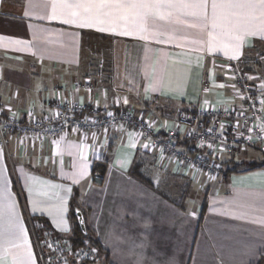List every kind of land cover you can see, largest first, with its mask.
<instances>
[{
	"label": "crops",
	"instance_id": "1",
	"mask_svg": "<svg viewBox=\"0 0 264 264\" xmlns=\"http://www.w3.org/2000/svg\"><path fill=\"white\" fill-rule=\"evenodd\" d=\"M83 2L105 13L87 27L80 26L89 11ZM224 3L6 0L3 116H52L58 102L130 109L156 135L177 131L189 147L180 112L241 107L231 67L249 68L264 49V10ZM261 70L263 79L252 74L264 92ZM2 152L0 264H30L29 257L41 264L28 218L67 237L73 206L84 211L109 264H264V168L224 176L237 164H264L256 148L222 154L219 177L188 168L129 129L70 130L53 140L11 136ZM100 162L108 167L96 184L92 169Z\"/></svg>",
	"mask_w": 264,
	"mask_h": 264
},
{
	"label": "built area",
	"instance_id": "2",
	"mask_svg": "<svg viewBox=\"0 0 264 264\" xmlns=\"http://www.w3.org/2000/svg\"><path fill=\"white\" fill-rule=\"evenodd\" d=\"M231 75L242 106L217 111L197 109L196 114H180V124L188 130L189 147L182 145L177 131L156 135L151 122L130 109L87 108L77 102H58L53 106L52 116L26 121L14 116L5 118L0 104V149L7 150L11 136L53 140L63 137L70 130H79L89 136L129 129L151 147L188 168L210 177H219L224 171L220 163L222 154L250 147L264 154V104L261 103L264 96L255 86L254 75L247 69L235 63L231 67ZM28 225L41 264H73L72 261L79 257V264L94 263L93 249L96 251L97 248L89 243L75 248L64 237L55 238L52 234L47 239L41 238L39 235L44 230V224L28 218Z\"/></svg>",
	"mask_w": 264,
	"mask_h": 264
},
{
	"label": "trees",
	"instance_id": "3",
	"mask_svg": "<svg viewBox=\"0 0 264 264\" xmlns=\"http://www.w3.org/2000/svg\"><path fill=\"white\" fill-rule=\"evenodd\" d=\"M185 111H188V113H191V114H196V109H189V110H185ZM184 145L188 146L186 144V142L184 143ZM107 167H108V165L106 162L96 163L93 166L92 177H93V181L96 184H101L103 182V179H104L106 172H107ZM263 168H264V164L260 165L258 163L237 164L234 166V168L232 170H226L224 172V176L226 178H228V176L232 173L249 172V171H255V170H259V169H263ZM75 208L76 207L73 206V210L71 211V219L73 221V227H72L71 233L67 237L72 242V244L75 246V248L81 247L83 245V241L87 240V241H89V243L91 242L92 246L97 248L100 251V253L106 255L105 251L103 250V248L100 245V242L96 239L93 231L88 227L87 223H86V228H87V235L86 236L82 232V230L80 229V226L78 224V220L75 216ZM204 210L205 209L203 208V212L201 214V219L203 217L202 215L204 213ZM82 212L85 216L84 211H82ZM106 262H107V264H109L107 255H106Z\"/></svg>",
	"mask_w": 264,
	"mask_h": 264
},
{
	"label": "snow or ice",
	"instance_id": "4",
	"mask_svg": "<svg viewBox=\"0 0 264 264\" xmlns=\"http://www.w3.org/2000/svg\"><path fill=\"white\" fill-rule=\"evenodd\" d=\"M6 2V0H0V4H4ZM67 7L71 6L70 4H66ZM80 6L85 7L86 9H89V11L86 13L87 15L85 17H83L84 23H82L80 26L81 27H87L89 26L88 24V20L98 16V15H103L105 14L101 9L99 5H94V4H90L87 2H83ZM155 7H159L160 3H156L154 5ZM216 7V4H213V8ZM221 7H226L228 9H261L264 10V0H226V3L222 4ZM240 15V13H235ZM25 15H27V13H25ZM65 23H70V21H65ZM262 31H264V29H262ZM262 88H264V85L261 86ZM125 103H127V101H125ZM262 104H264V100L261 101ZM109 115H111V113H109ZM3 156V152L2 150H0V157ZM75 216L77 218H79L80 216V212L77 209L75 211ZM87 235V233L85 232V236ZM88 241H84V243H87ZM94 251V249H93ZM153 256H155V253H153ZM30 259V264H35V261H31V257H29Z\"/></svg>",
	"mask_w": 264,
	"mask_h": 264
},
{
	"label": "rangeland",
	"instance_id": "5",
	"mask_svg": "<svg viewBox=\"0 0 264 264\" xmlns=\"http://www.w3.org/2000/svg\"><path fill=\"white\" fill-rule=\"evenodd\" d=\"M263 58H264V49L260 48L259 51H257L256 54L253 56V59L250 61L251 63L248 64L249 68H245V69L249 70L251 73H254V74L258 73L260 79H263V76H262L263 72L261 70L264 67V59ZM255 86L258 88V90H260V88L258 87V85L256 83H255ZM260 93H261V95H263L264 92H262L260 90ZM263 100H264V97H263ZM184 112H188V111L183 110V111L180 112V114H182ZM180 114H179V116H180ZM220 163L222 164L221 158H220ZM38 221H40V220H38ZM42 234H45V236H42ZM52 234L54 235L55 238L56 237H58V238L59 237H64L66 239H69L68 237H65L63 235L56 234L53 229H51V228H49V227H47L45 225H44V230L42 231L41 235H39V237H41V238L45 237L47 239V236H51ZM83 243H84V241H83ZM87 243H89V241ZM89 244L92 246L91 242ZM42 252L44 253V250ZM93 257H94V260H95L93 264H107L106 255L100 253V251L98 249L96 251L94 249ZM79 258H76L75 261H72L73 264H79L80 261H81Z\"/></svg>",
	"mask_w": 264,
	"mask_h": 264
},
{
	"label": "water",
	"instance_id": "6",
	"mask_svg": "<svg viewBox=\"0 0 264 264\" xmlns=\"http://www.w3.org/2000/svg\"><path fill=\"white\" fill-rule=\"evenodd\" d=\"M78 208H75V211L77 210ZM79 210V212H80V216H79V218H77V220H78V224H79V226H80V229L82 230V232L85 234V232L87 233V228H86V220H85V216H84V214H83V212L80 210V209H78Z\"/></svg>",
	"mask_w": 264,
	"mask_h": 264
}]
</instances>
